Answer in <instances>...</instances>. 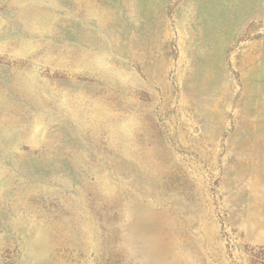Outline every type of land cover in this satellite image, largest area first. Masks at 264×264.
<instances>
[{
	"label": "rangeland",
	"instance_id": "1",
	"mask_svg": "<svg viewBox=\"0 0 264 264\" xmlns=\"http://www.w3.org/2000/svg\"><path fill=\"white\" fill-rule=\"evenodd\" d=\"M256 245L264 0H0V264Z\"/></svg>",
	"mask_w": 264,
	"mask_h": 264
},
{
	"label": "trees",
	"instance_id": "2",
	"mask_svg": "<svg viewBox=\"0 0 264 264\" xmlns=\"http://www.w3.org/2000/svg\"><path fill=\"white\" fill-rule=\"evenodd\" d=\"M248 264H264V245H256L245 249Z\"/></svg>",
	"mask_w": 264,
	"mask_h": 264
}]
</instances>
